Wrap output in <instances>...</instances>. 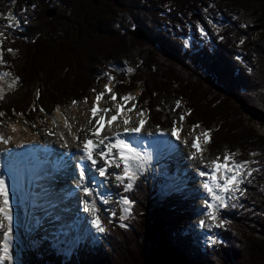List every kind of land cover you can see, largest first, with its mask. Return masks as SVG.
Listing matches in <instances>:
<instances>
[{
	"label": "trees",
	"instance_id": "16d2710c",
	"mask_svg": "<svg viewBox=\"0 0 264 264\" xmlns=\"http://www.w3.org/2000/svg\"><path fill=\"white\" fill-rule=\"evenodd\" d=\"M201 1L0 0V15L17 19L1 41L0 73L19 78L0 100L4 117L27 118L40 109L52 114L102 92L107 79L101 76L108 75L122 96L140 90L138 108L148 111L153 127L173 128L190 113L187 124L211 130V152L224 148L259 169L220 217L221 242L212 247L203 248L194 234L186 198L149 196L138 179L130 191L119 186L133 201L126 227L119 226L122 208L113 204L116 223L102 220L106 235L97 242L87 239L68 257L54 254L38 234L40 246L20 251L18 264H264V134L253 126H264V0H218L225 16L219 36L203 16L193 17ZM49 8L54 15L47 18ZM198 23L210 41L198 39ZM135 28L147 39L130 37Z\"/></svg>",
	"mask_w": 264,
	"mask_h": 264
},
{
	"label": "snow or ice",
	"instance_id": "6c2138e0",
	"mask_svg": "<svg viewBox=\"0 0 264 264\" xmlns=\"http://www.w3.org/2000/svg\"><path fill=\"white\" fill-rule=\"evenodd\" d=\"M34 7V6H33ZM9 20H12V16H9ZM13 24L9 23L8 27H12ZM203 31V30H201ZM2 35V33H0ZM243 43V40L241 41ZM11 53L12 49H7ZM3 60V51L0 50V64H5ZM128 71H132L129 69ZM2 77H9L11 73L4 72L0 74ZM114 78L109 76V84L105 85L104 91L98 93L93 102V106L90 109V118L88 124L91 126L88 131L92 137H95V140L91 138H85L83 141V160L89 161L91 167L87 165L79 166V179L81 182L89 181L88 186L81 185L83 188V195L86 197L93 196L95 191V186L91 183L96 180V177L91 175H86V173H91L93 170L98 171L100 177H107L109 175V168L120 169V172L113 173L115 180L123 186L124 190L130 191L133 189L135 181L138 179V173L142 172L145 164L148 162L146 159V154H142L138 150L141 143L139 141L133 142L128 138L125 139L121 136V133L117 132L113 137L102 136V131L107 127L108 130H111L112 126L122 118V122L125 126L129 125L132 120L125 113H132L136 110L135 97L131 94L123 95L119 97L117 94L113 93L112 87L110 86L111 81ZM19 78L16 77L13 79L10 88L18 83ZM95 91V90H94ZM108 95L112 103V107L101 108L100 103L103 100L104 96ZM5 93L3 89H0V100H3ZM37 98H39V92H37ZM77 102L73 101V105ZM84 103H87L85 98ZM132 104L131 107H128L129 104ZM181 102H176V108H180ZM43 111V109H41ZM112 113L111 115H109ZM190 114V113H187ZM4 113L0 112V117ZM22 115V114H21ZM139 117L138 125L136 127L128 128L125 127V133H134L136 137L139 136L145 124L146 113L141 110L137 113ZM185 119L184 115L180 116V121L183 122ZM200 125H194L193 131L196 128H199ZM12 131H16L15 128ZM51 134V133H49ZM163 135V133H161ZM173 137L180 139V128L174 126L171 132ZM201 136L203 137V144L211 143V130H204L200 135L196 136L191 144L192 149L195 152L192 155V159H196L195 153L203 152V147L201 144ZM10 138H5L3 135H0V143L7 144L9 143ZM94 155H98L103 160V166L97 168L98 161L94 158ZM237 154L234 152H226L221 157H216L210 162V167L208 164H204V167H209L208 172H200V175L206 177L207 182L204 184V188L207 191L209 200L205 201V207L207 209L206 215L215 223L216 227H223L224 221H218V212L220 209L227 207V199H235V193L239 192L244 195L243 189L240 185L245 182L248 177H251L253 172L259 171V169L251 168L250 165L256 163V161H237L235 156ZM251 155H257V153H251ZM9 179V176H8ZM102 183V182H101ZM96 195L101 197L103 203H107V199L104 198L102 193L97 192ZM125 208L124 212L128 213L133 204V201L124 198L122 200ZM83 211L91 213L93 219L91 221L92 225L97 229L99 233H105L106 228L104 227L102 220L99 216V209L96 207L95 202L89 203L84 201ZM112 216H115V213H112ZM121 220L125 219L124 216L120 217ZM13 206L11 202V186L6 181L4 175H0V233H2L3 240L0 241L2 244V254H0V264H5L7 261L8 264H12L13 256L10 251L11 241L13 239ZM6 221V224L4 223ZM121 228L126 227L124 223L119 225ZM201 226H205V222L201 221Z\"/></svg>",
	"mask_w": 264,
	"mask_h": 264
},
{
	"label": "bare ground",
	"instance_id": "6f19581e",
	"mask_svg": "<svg viewBox=\"0 0 264 264\" xmlns=\"http://www.w3.org/2000/svg\"><path fill=\"white\" fill-rule=\"evenodd\" d=\"M102 105L103 104L100 103V107L104 108V106ZM90 109L88 108V106H79L77 108L74 106H69L67 108L59 107L54 112V114L50 116V124L54 128L52 132L56 135V140H54L53 143H51L50 140L47 141V144L49 145L45 144L46 142L43 140L38 131V133L36 131L33 132L27 127V129L25 130L27 133V137H25L21 131L23 130V128L22 126H20V124L11 126L9 143H0V175H4L6 181L11 186V202L13 206L14 216L13 227H15L16 224L22 225L21 228L27 226L26 222L29 218V215L27 216V214H29L30 212L27 205H25V201L33 196L36 188H38L40 184V180H37L34 176L35 172L42 171L47 168V165H45V163L43 162L45 156L40 157L46 152H50L49 154L51 156H56V159L52 158V160L56 164V166L53 168L55 172L58 173L59 171H61L64 176H67L68 173H71L70 179H73V182H68V185H71L70 187L65 186L66 188H63L64 185L58 184L61 190H67V195H65L66 199L68 200V196H70L73 198V200H71L70 202H73L74 204L77 200L76 204L78 205L81 202L84 203V201H86L85 199H88L89 202L93 200V196L86 197L83 195V188L81 186H88L89 181L86 180L84 182H81L79 179V166L85 161L82 159L83 141L85 138H95L92 137L90 132L88 131V129L91 127L88 124V120L90 118ZM119 125L120 123L114 124L111 130H108L106 127L102 131V136L106 135L109 137H113L115 133L119 132L125 139L128 138L129 140H132L134 142L139 141L141 145L138 150L141 151L142 154H146V157L157 158L161 152L160 149H162L164 146V142L169 138L171 139V145L175 147L176 151L177 139L174 138L170 133H163V135L159 133L158 135H155V133L147 132L148 127L147 125H145L139 136L136 137V134L134 133H125L124 129L126 126L124 128L122 126L121 128L123 129H121ZM13 128H15L16 131H12ZM43 145L47 147L44 148ZM201 156L204 157L203 160H201L200 158L199 160H191L187 163L189 164V167L186 166V169L184 167L183 170H179L180 174L177 175L176 179L179 180L180 184L184 185V187H186V189L188 190L191 184L187 188V180L192 179L190 173L193 172L197 182L194 186L197 193H199V198L203 197L200 196L202 195V193H200V190L207 182L206 177L201 176L200 172L202 168L205 169V172H208V167H204L203 164L210 163L212 161L211 156L207 155L206 153H202ZM186 158L190 159V155L187 154ZM96 160L98 161L97 168L103 166L104 162L100 157L96 158ZM88 167H91L90 162ZM187 169H190V171ZM115 170V172H117L118 169L115 168ZM86 175L96 177V180L92 181L91 183L95 186V191H97V185L99 186L101 182L98 172L92 171L90 174L86 173ZM58 180L59 182H61L60 178H58ZM103 188L107 190L111 188V184L105 183L103 185ZM79 190H81V193L79 192ZM185 190L182 191L185 192ZM94 199L96 200V203L100 204L97 196H95ZM26 208L28 209V212ZM195 208L198 211V214L202 211V209H204V211L206 209L204 203L202 202L196 205ZM69 220L70 222L68 221L66 223L68 226V230H73L74 232L79 233L82 228H86L85 225H88L87 220H90L89 213L84 212L82 209L81 215L72 214L70 215Z\"/></svg>",
	"mask_w": 264,
	"mask_h": 264
},
{
	"label": "rangeland",
	"instance_id": "374dc122",
	"mask_svg": "<svg viewBox=\"0 0 264 264\" xmlns=\"http://www.w3.org/2000/svg\"><path fill=\"white\" fill-rule=\"evenodd\" d=\"M206 1H205V4H209V3H206ZM215 3L217 4L218 0H215ZM215 3L212 6H210L212 9L215 8V5H216ZM51 9L53 10V8H51ZM233 9L238 10L240 13H242L239 9H235V8H233ZM10 15L12 16V20H9ZM4 18L6 19L8 24L9 23L13 24L12 28L17 24V19L14 18L12 12H9L8 14H6V17H3V19ZM218 18H221V17L218 16ZM1 27H2V25L0 22V33H3V30H1ZM199 27H201V26H199ZM205 34L201 35V36L204 37ZM0 39H1V35H0ZM113 70L116 73H119L120 68H119V66L118 67L116 66ZM0 74H2V73H0ZM101 77L107 78L108 75H102ZM12 82H13V80L10 77L0 76V89H3L4 93L13 90L16 87V85L14 86V88H10L9 85H11ZM108 84H109V81H108ZM110 86L112 87V90L115 89L116 84L114 83L113 80L111 81ZM104 89H105V87H103V83H101L100 84V90L104 91ZM139 92H140V90H137L132 95L135 97V101H133L132 103H135L136 110L133 111L132 113H125L124 114V115H128L131 117L132 122L126 126L129 128L136 127L138 125L139 117L137 116V113L140 110L138 109V105L136 103V97H137V95H139ZM96 95L97 94H93V95L89 96V98L87 99V103H84V101L79 100V101H76L77 103L75 105H73V102L71 101L68 104L61 106L60 108H67L69 106H74L76 108L79 106L80 107L81 106H84V107L88 106V108L90 109L93 106V102L95 101ZM118 99H119V97H118ZM101 103L103 104L102 106H104V108H109V107L113 106L108 95L104 96ZM131 106H132V104L130 103L128 105V107H131ZM53 114L54 113H52V115ZM111 114L112 113H110L109 115H111ZM50 116L51 115H48L41 110L38 113L33 114V116H28L27 118H24L20 115H16V117L12 120V119H8V118L3 116L2 120L0 121V135L5 136V138H10L11 126H13L15 124H20V126H22V128H23V130H21V131L25 137H27V133L25 130L28 127V129H30L33 132L38 131L39 134L42 136L43 140L46 142V143L45 142L44 143L46 145H49V144H47V141L50 140L51 143H53L54 140H56V138H55L56 135L52 132L54 130V128L50 124V119H51ZM145 118L147 120V123L145 124L148 127L147 128L148 131L146 130L147 132L153 131L152 133H156L154 131H159V129L151 126L147 113H146ZM184 122H185V119L183 120V122H181L180 120H177V122H175V126L180 128V132H181L180 133V139L179 140L177 139V146H176V151H175V154H178V157L180 158L178 160H175L176 162L178 161V164L176 165V168L178 170L177 175L180 174L179 170H183L184 167L186 169V166L189 167V164H187L189 161L199 160V158L201 160L204 159L203 156H201V155L198 156L197 153H195L196 159L191 158L193 153L195 152V150L192 149L191 144H192L194 138L196 136L200 135L203 132V130L196 128L195 131H193V128L187 126ZM117 123H120V125H119L120 128L122 126H123V128L125 127V125L122 122V118ZM253 126L259 134H264V126L259 125L257 122H255ZM123 128H121V129H123ZM49 133H51V134H49ZM162 133H164V134L170 133L171 134L170 131L162 132ZM201 140L203 142L202 136H201ZM202 142H201V144L204 148V146L206 144H203ZM27 145H28V143H27ZM43 147L45 148L47 146L43 145ZM225 153H226V149L223 148L222 150L218 151V153H216V154L213 152L211 154V152H210V154H207V155L211 156L212 160H214L218 156L223 158ZM187 154L190 155V159L186 158ZM147 158H149V157H146V159ZM150 158H152L153 161H151L149 159V169H148V164H146L144 166L148 169V171L146 172L145 169H143L141 173L140 172L138 173V177H140L142 174H145L146 175L145 177H147L146 178V182H147V186H148L147 191L149 193L154 191L156 194H159L161 197H164V196L169 194V189H170V182H169V179L167 178V175H166V172H167V169L169 166H167V165L159 166L158 164H156L154 160H157L158 157L157 158L150 157ZM206 164H208L210 167V163H206ZM152 166H154L153 170L150 169ZM209 167H208V169H209ZM187 170L190 171V169H187ZM204 170L205 169L202 168L201 171L205 172ZM115 171H116L115 168H109L108 169L109 175L107 177H102L105 180L104 183H110L111 184V188L107 189V191L110 194H112V196H115L114 193L116 192V189L118 188V184H119V182L115 180V177L112 174L120 172L121 170L118 169L117 172H115ZM70 174L71 173H68L67 176H64L63 178H61V182H59V180L57 179V180H54L53 182H47V184L44 183L43 189L40 190V193L36 194L35 197H32L29 200L30 202L28 200L25 201V205H27L30 213H31L30 207L32 209V207H34V204L36 205V208L33 211L32 221L33 220L35 221L38 218V216L43 214L44 212L48 213V210L50 208L53 209V207L56 205L55 204V201H56V203L58 204V207L56 209L57 211H55L54 215L52 214V212H49L48 217L46 218V219H48L49 217H53V220L42 229H44V232H46V233L53 234L55 232L57 237H59L62 240L64 238H66L67 242H68V238L72 237L71 236L72 232L65 229V227H68L66 223L68 221L70 222V220H69L70 215H72V214L73 215H78V214L81 215V210L83 209L80 204L79 205L76 204L77 200L74 204H73V202H70L71 200H73L72 197L68 196V200H67L65 193H63V190H61L60 186H58V184H62L64 186L70 187L71 185H68L69 184L68 182H73V179L72 180L70 179L71 178ZM190 174H191L192 179L187 180L188 181L187 182V184H188L187 188L189 187L191 182H194L193 184H191L192 186H194L197 183L193 172H191ZM159 178H162V181ZM156 180H157V184H159V181H160L161 187L154 189L153 184ZM73 188H75V187H73ZM194 188H195V186H194ZM194 190H196V188ZM200 191H201L200 193H202V195H200V196H204L205 195L204 187ZM79 192L81 193V190H79ZM196 193H194V194H196ZM197 194H198V196L193 197L194 199L192 198V200H189L190 202L187 199V201L190 204L191 211L193 213V219L191 220L190 226L192 227L194 234L199 239L205 240L207 238L206 233H208V228L213 227V226L216 227V226H215V223L210 218L208 221L205 220L204 209H202V211L198 214V211L196 210L195 206L198 205L200 202H202V200H201L202 197H200L201 198L200 199L199 193H197ZM235 194L237 196L239 195L237 193H235ZM236 195H235V197H236ZM85 200L89 202L88 199H85ZM92 201L94 202V200H92ZM228 201H230V200L226 198V202H228ZM31 202H33L34 204ZM95 205L97 208L102 209V211H99V216L101 217L102 215L100 214V212L104 213L106 208L100 207L96 203H95ZM72 206H73V208H72ZM124 208H125V206H124ZM28 209H27V212H28ZM30 213L27 214V216L29 215V218L27 219V222H26L27 226L30 223V225L28 227L26 226L24 228H21L22 225L16 224V226H15L16 229H15V227L13 228V239L11 241L12 244L10 247V251H11V254L13 256L12 264H18L19 251H21L23 249H30V248H32V246L35 247L37 245L36 242H34L33 240H32L33 243L32 242L30 243L28 241H31L30 240L31 236L32 235L34 236L35 231L37 230L38 226H40L41 223L40 224H38V222L32 223L30 220ZM128 214H129V212L126 213L124 211L121 213V216L125 217V219H123L124 221H126V219H127L126 217H128ZM89 219L90 220H87L88 225H85L86 226L85 232H88V230H90V228L93 227V225L91 223L93 216L91 213L89 214ZM110 220H111V218H110ZM201 221L205 222V226H201ZM4 223L6 224V221ZM64 223L66 224V226L64 225ZM14 229H15V231H14ZM92 231L94 232V233H92V237L94 238V240L98 237H104V235L106 234V232L105 233H99L96 228H94ZM213 232H214V234L216 233L215 230ZM74 236H75V234H74ZM76 237H77V235H76ZM84 238L85 237H82V239H84ZM46 239H51V237L46 236ZM2 240H3V236H2V233H0V241H2ZM0 248H2V244H0ZM0 254H2V251H0Z\"/></svg>",
	"mask_w": 264,
	"mask_h": 264
},
{
	"label": "water",
	"instance_id": "95a60500",
	"mask_svg": "<svg viewBox=\"0 0 264 264\" xmlns=\"http://www.w3.org/2000/svg\"><path fill=\"white\" fill-rule=\"evenodd\" d=\"M53 15H54L53 10L49 8V10H47L46 17L50 18ZM129 36L136 40H145V38L147 39V36L145 35V33L139 28H135L132 31H130Z\"/></svg>",
	"mask_w": 264,
	"mask_h": 264
}]
</instances>
